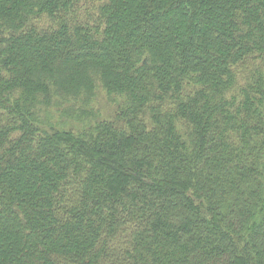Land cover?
I'll use <instances>...</instances> for the list:
<instances>
[{"label":"trees","instance_id":"16d2710c","mask_svg":"<svg viewBox=\"0 0 264 264\" xmlns=\"http://www.w3.org/2000/svg\"><path fill=\"white\" fill-rule=\"evenodd\" d=\"M0 264H264V0H0Z\"/></svg>","mask_w":264,"mask_h":264}]
</instances>
